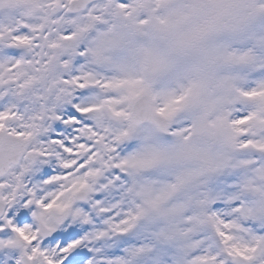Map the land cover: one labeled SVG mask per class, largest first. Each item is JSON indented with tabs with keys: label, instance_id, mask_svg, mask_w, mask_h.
Wrapping results in <instances>:
<instances>
[{
	"label": "clouds",
	"instance_id": "clouds-1",
	"mask_svg": "<svg viewBox=\"0 0 264 264\" xmlns=\"http://www.w3.org/2000/svg\"><path fill=\"white\" fill-rule=\"evenodd\" d=\"M264 264V0H0V264Z\"/></svg>",
	"mask_w": 264,
	"mask_h": 264
},
{
	"label": "snow or ice",
	"instance_id": "snow-or-ice-1",
	"mask_svg": "<svg viewBox=\"0 0 264 264\" xmlns=\"http://www.w3.org/2000/svg\"><path fill=\"white\" fill-rule=\"evenodd\" d=\"M74 237L68 234L59 245L57 251L60 253V264H81V260L77 255L76 245L73 243Z\"/></svg>",
	"mask_w": 264,
	"mask_h": 264
}]
</instances>
